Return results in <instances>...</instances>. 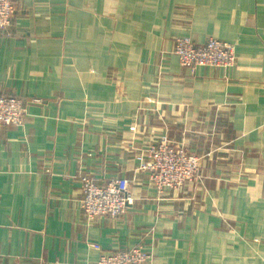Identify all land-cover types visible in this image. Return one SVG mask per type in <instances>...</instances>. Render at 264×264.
<instances>
[{
  "label": "crops",
  "instance_id": "crops-1",
  "mask_svg": "<svg viewBox=\"0 0 264 264\" xmlns=\"http://www.w3.org/2000/svg\"><path fill=\"white\" fill-rule=\"evenodd\" d=\"M0 29V264H90L140 246L149 264H264V1L12 0ZM177 37L234 45L230 69L182 67ZM201 157L158 193L134 157L161 138ZM132 202L88 220L82 180Z\"/></svg>",
  "mask_w": 264,
  "mask_h": 264
},
{
  "label": "built area",
  "instance_id": "built-area-1",
  "mask_svg": "<svg viewBox=\"0 0 264 264\" xmlns=\"http://www.w3.org/2000/svg\"><path fill=\"white\" fill-rule=\"evenodd\" d=\"M264 1V0H262ZM14 12L12 0H0V29L9 25ZM173 54L182 67L197 66L230 69L235 65L234 45L216 38H208L196 44L188 37H177ZM26 115L24 100L17 96L0 94V126H19ZM201 157L187 152L162 137L156 145H150L144 155H136V168L146 172L150 185L161 193L164 188H178L198 178ZM80 208L88 220L97 216L116 218L131 204L120 179H110L103 185L90 178L82 180ZM151 254L140 246L102 253L90 264H149Z\"/></svg>",
  "mask_w": 264,
  "mask_h": 264
}]
</instances>
